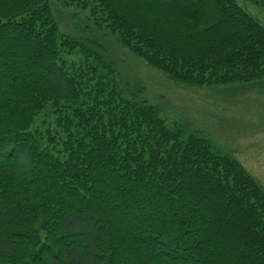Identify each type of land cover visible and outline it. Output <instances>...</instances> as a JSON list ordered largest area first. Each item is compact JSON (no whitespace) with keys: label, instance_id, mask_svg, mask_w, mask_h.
Segmentation results:
<instances>
[{"label":"trees","instance_id":"obj_1","mask_svg":"<svg viewBox=\"0 0 264 264\" xmlns=\"http://www.w3.org/2000/svg\"><path fill=\"white\" fill-rule=\"evenodd\" d=\"M59 4L173 82L264 78L235 0H0V264H264V188L62 33Z\"/></svg>","mask_w":264,"mask_h":264},{"label":"rangeland","instance_id":"obj_2","mask_svg":"<svg viewBox=\"0 0 264 264\" xmlns=\"http://www.w3.org/2000/svg\"><path fill=\"white\" fill-rule=\"evenodd\" d=\"M235 1L264 26L261 0ZM58 9L62 15V33L102 44L103 53L121 82L125 80L131 90L140 93V98L157 105L167 120L199 132L215 149L236 159L264 188V78L209 86L173 82L121 46L107 28L93 26L85 10L61 4ZM73 52H62L61 56L69 62L80 55ZM52 116L48 107L41 109L34 126L40 128Z\"/></svg>","mask_w":264,"mask_h":264}]
</instances>
